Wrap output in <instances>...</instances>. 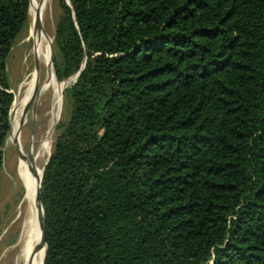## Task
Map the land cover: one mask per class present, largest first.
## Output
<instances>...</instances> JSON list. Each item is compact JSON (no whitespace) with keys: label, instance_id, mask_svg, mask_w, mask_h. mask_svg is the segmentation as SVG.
<instances>
[{"label":"trees","instance_id":"1","mask_svg":"<svg viewBox=\"0 0 264 264\" xmlns=\"http://www.w3.org/2000/svg\"><path fill=\"white\" fill-rule=\"evenodd\" d=\"M30 0H0L7 60ZM67 117L45 167L43 264H264V0H61Z\"/></svg>","mask_w":264,"mask_h":264},{"label":"bare ground","instance_id":"2","mask_svg":"<svg viewBox=\"0 0 264 264\" xmlns=\"http://www.w3.org/2000/svg\"><path fill=\"white\" fill-rule=\"evenodd\" d=\"M48 5L49 0H31L30 12L35 17L36 12L40 11L42 29L38 31L32 26L30 30L29 42H32L33 46L31 45L32 50L27 62L33 58V68L27 76L24 75L25 79L16 93L12 106L11 134L8 139L9 142L15 143L17 148L15 171L23 184L26 197L19 206L18 214L12 219L14 233H18L16 236L10 234L11 238L14 236L15 239L11 244L7 243V247L1 252L0 264H43L46 252L45 245L40 243L41 216L35 206V199L51 151L52 129L61 118L63 93L75 82V77L63 82H59L55 77L51 52L52 37L43 27ZM43 104L45 108L50 106L45 114L49 129L40 143L33 138L27 147L23 142L22 128L32 121L34 132L37 127L38 109ZM25 113V122L20 126Z\"/></svg>","mask_w":264,"mask_h":264},{"label":"rangeland","instance_id":"3","mask_svg":"<svg viewBox=\"0 0 264 264\" xmlns=\"http://www.w3.org/2000/svg\"><path fill=\"white\" fill-rule=\"evenodd\" d=\"M38 1L41 2V0ZM60 2L61 0H49V5L44 17L43 27L46 30V32L49 34V36L52 37V39L54 38L57 21L61 15ZM33 20L34 17L30 12L29 28L27 32L19 38L17 44L12 49V52L7 60V74L9 81L11 83V87H12L11 91L13 92L14 97H16V93L18 92L21 83L25 79V76H27L29 70L33 68L32 66L33 58H31L30 61L27 62V59L29 58L28 56L30 55L32 50L31 45L33 46V43L29 42L30 30L31 27L33 26ZM44 104L38 109L37 127L34 130V132H33L32 121H30L26 126L22 128L23 142L27 147L31 139L33 138L36 139L37 143H40L41 140L45 138L47 131L49 129V127L47 126L48 119L46 118L45 114L47 110H49L50 106L48 105V108H45ZM66 117H67V110L63 97L61 118L57 123V125L60 123L61 120L65 119ZM57 125L53 132V136L51 140L50 154H52L55 140L58 135V132L56 130ZM9 136L3 148L4 165L2 171L0 172V254L3 251V249L7 247L6 245L7 243L11 244L13 242V240L15 239L14 236H16L18 233V232L14 233L12 222L16 217V214H18L19 206L21 205L22 202L21 200L24 195L23 184L20 182L15 171V163H17V158H16L17 148L13 142H9L8 140ZM10 219L13 220L9 221ZM10 234L11 235L15 234V235L12 236L11 238Z\"/></svg>","mask_w":264,"mask_h":264},{"label":"water","instance_id":"4","mask_svg":"<svg viewBox=\"0 0 264 264\" xmlns=\"http://www.w3.org/2000/svg\"><path fill=\"white\" fill-rule=\"evenodd\" d=\"M41 1H43V0H41ZM67 3L69 4V3H70V0H67ZM30 6H31V0H30ZM29 14H30V8H29ZM33 28H34L35 30H38V31L42 29V23H41L40 11H37V12H36V15H35L34 20H33ZM51 52H52V64H53V39H52V45H51ZM54 74H55V72H54ZM79 75H80V72L77 73L75 76H73V77H75V82L77 81ZM55 76H56V75H55ZM71 78H72V77H71ZM69 79H70V78H69ZM69 79H68V80H69ZM57 80H58V79H57ZM75 82H74L73 84H75ZM10 93L13 94L12 91H10ZM14 102H15V97H14L13 104H14ZM13 104H12V106H13ZM26 114H27V113H25V114L23 115V118H22V120H21L20 126L25 122ZM9 120H10V132H9V135H10V134H11V125H12V108H11V110H10ZM58 122H59V121H58ZM58 122H57V123H58ZM56 125H57V124H56ZM56 125H55V126L53 127V129H52L53 132H54V130H55ZM14 145H15V143H14ZM50 156H51V154H50ZM50 156L48 157V160H47V162H46V164H45V166H44L43 173H44V170H45L46 165H47L48 162H49ZM42 177H43V175H42ZM41 183H42V179H41V182H40V187H39L38 194H37L36 199H35V206H36V208H37L38 213H40V216H41L40 224H41L42 234H41V238H40V243L43 244V245H45L46 250H47V244H46V223H45V217H44V209H43V206H42V204H41V198H40ZM25 197H26V194L23 195L21 201H23V200L25 199ZM45 255H46V252H45Z\"/></svg>","mask_w":264,"mask_h":264}]
</instances>
